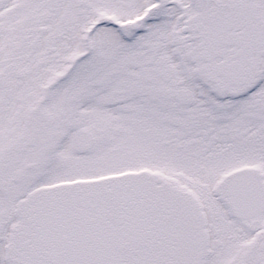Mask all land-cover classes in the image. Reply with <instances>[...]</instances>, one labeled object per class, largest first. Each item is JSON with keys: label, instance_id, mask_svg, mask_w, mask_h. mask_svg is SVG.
Wrapping results in <instances>:
<instances>
[{"label": "snow or ice", "instance_id": "snow-or-ice-1", "mask_svg": "<svg viewBox=\"0 0 264 264\" xmlns=\"http://www.w3.org/2000/svg\"><path fill=\"white\" fill-rule=\"evenodd\" d=\"M0 264H264V0H0Z\"/></svg>", "mask_w": 264, "mask_h": 264}]
</instances>
